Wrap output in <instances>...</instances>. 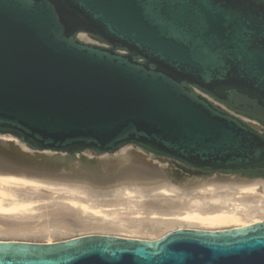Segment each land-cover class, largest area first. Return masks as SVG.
Segmentation results:
<instances>
[{"label":"water","instance_id":"1","mask_svg":"<svg viewBox=\"0 0 264 264\" xmlns=\"http://www.w3.org/2000/svg\"><path fill=\"white\" fill-rule=\"evenodd\" d=\"M210 99L264 118V0H0V133L68 156L10 141L0 169L95 182L83 166L101 163L75 154L126 144L188 175L264 168L262 126ZM116 158L114 179L138 174ZM0 264H264V219L156 239L0 240Z\"/></svg>","mask_w":264,"mask_h":264},{"label":"rangeland","instance_id":"2","mask_svg":"<svg viewBox=\"0 0 264 264\" xmlns=\"http://www.w3.org/2000/svg\"><path fill=\"white\" fill-rule=\"evenodd\" d=\"M77 37L88 43L106 46V44L97 43L89 34H77ZM207 98L209 97L207 96ZM212 102L215 103L217 106H219L221 109L227 110L237 116L242 117L247 122L251 121L247 117L229 109L226 105H224L219 101L212 100ZM251 122H253V120ZM259 129L262 133H264V127H259ZM10 141L19 145L23 149V151L30 154H42L48 157H54V156L68 157L66 156V152L53 151L49 149H45L41 151L33 150L27 147L26 145L20 143L12 135L0 133L1 146L7 148L6 144ZM123 154L129 157V160H127L125 165L130 169V171H135V173L137 172L139 175H141L143 179H145L144 182H151L152 180L156 181L160 179V181L162 182L164 181L163 182L164 185L158 188L155 187L149 188L144 192L141 190H131L125 188L124 190L120 191V196L119 195H116L115 197L108 196V198L107 196H99V195H98L99 197L98 196L89 197L83 189L75 185L76 182L78 184L83 182L90 185L92 184L91 186H94V188L95 187L105 188L112 186V184L114 186L116 184H120L121 182L125 183V181L128 180L131 181L130 179H117V178L114 179L113 178L114 171L112 170L111 167L107 166V164L114 161L115 157L119 158V156ZM75 156L76 157L82 156L87 159H95L99 163H101L99 164V167L96 169L83 166V170H86L88 174H90V176L96 180L95 182H91L88 179L78 180L68 177H52V175L50 174L46 176L26 175L11 171L10 169H4V168L0 169L1 170L0 175H3L0 176V240L52 242V241H60V240L81 236V235H87V234H111L122 237H131V238H139V239H156L158 237H161L165 233L180 227L199 228V229H220V228L232 226L221 222H207V223L204 222L203 224L200 225L192 224V223L189 224L184 221H182L183 223H180L177 217V215L180 216V213H178L180 211L171 212V214L165 215L168 217L167 222L160 225L155 232H144V231L133 232L131 231L132 230L131 228L126 230L125 228L123 229L120 228L119 231H117L118 229L112 230L109 228H107V230L105 228L97 229L98 227L93 223V221H88L90 222L88 223L89 224L88 225L86 224L87 221H85L86 222L85 223L82 222L83 220H80L81 222L79 223L82 224L79 226V223L76 222L78 221V218L76 219L74 217H72V219L74 218L73 220L70 217V219L66 218L65 220L59 222V224L53 223V221H51L50 217L48 216L49 211L50 213H52L53 211H56L60 207H67V206L71 207V209L81 211L83 212V214H87L91 216L94 215V217L97 216L100 218L104 216V213L108 212V214H110L112 211H117L118 213L116 214H120L119 217L123 216V218L126 217L132 218V216H137L140 218L142 216L141 218L145 217L154 220L155 219L162 220L161 216L154 215L155 213L154 211L153 213H142L143 210L139 208L137 202L139 201L141 203V201L144 202L145 200H147L146 202H149L151 200H156L162 203L164 202L183 203L188 201L189 197L197 198L201 196L203 198H206L208 201L211 200L214 208L218 207L217 209L225 210L224 203L220 202L221 199L216 197L214 192H216L219 195V193L222 192V189L216 183L218 182L223 183L226 182V180L223 177L220 179L216 178L217 174L214 175L215 173H212L208 176L183 174L181 177L178 178L174 174V171L178 168L174 165L171 159L167 157L151 155L133 144L123 145L114 153L97 154L95 151L91 149H85L81 153H76ZM117 158L115 159V161L117 160ZM37 168L43 169L42 170L43 172H57L60 169L58 165L56 167L44 166ZM39 169H34V170L40 171ZM167 169L169 171V175L166 174L165 170ZM123 170L124 168H121L117 170L115 174L117 173L119 174ZM5 175H11L13 176V178H6ZM139 181L142 182L143 180L139 179ZM71 184L74 186H72ZM247 185H255V186L260 185L261 187L262 186L264 187V179L256 182L252 181ZM124 200L126 201L123 202ZM78 203H80L81 205ZM13 204L15 205V207L11 208L10 206L11 205L13 206ZM86 205L88 206L96 205L93 208L99 209V212H95L90 208H86L87 207ZM125 207L127 208L125 209ZM128 211L130 212L127 213ZM134 212L137 213L135 214ZM116 214H114L115 215L114 217H117ZM111 215H108L106 217L108 218ZM107 218H106V222L109 220ZM25 221L27 222L25 223ZM11 222H13V224ZM249 223L252 222L249 221ZM93 224L95 225L96 228L95 227L93 228L94 226ZM104 224L106 226L110 225L109 222L108 223L104 222Z\"/></svg>","mask_w":264,"mask_h":264},{"label":"bare ground","instance_id":"3","mask_svg":"<svg viewBox=\"0 0 264 264\" xmlns=\"http://www.w3.org/2000/svg\"><path fill=\"white\" fill-rule=\"evenodd\" d=\"M127 160H129V157L127 155L123 154V155L119 156V158H117L116 161L119 164H121V162H127ZM117 170H119V169H117ZM0 176H3V175H0ZM5 177L6 178H13V176H11V175H5ZM123 179H130L131 181L128 180V181H125V183L121 182L120 184H116L114 186L112 184V186L105 187V188L98 187L99 189L96 188V187L94 188V186H91L92 184L90 185V184L83 183V182H81L80 184H78L76 182L75 185H77V186H79V188L83 189L85 191V193L89 197H95V196L99 195V196H107V198H108V196H110V197L111 196L115 197L116 195L120 196V191L124 190L125 188L131 189V190H141V191L144 192V191H146L149 188H154V187L158 188V187H161V186L164 185L163 184L164 181L162 182V181H160V179H158L156 181L152 180L151 182H144L145 179H143V177L141 175H137V174L133 175V176H131L129 174V175L125 176ZM139 179L143 180V181L140 182ZM72 186H74V185H72ZM255 188H256L255 185H246L245 188H244V191L246 193L252 194V193L256 192ZM214 193H215L216 197L221 199L220 202L224 203L225 210L224 209H217L218 207L214 208L213 207V203L211 202V200L208 201L206 198H203V197L199 196L197 198L189 197L188 201L183 202V203H178V202H164V203H162V202H159V201H156V200H151L149 202H146L147 200H145L144 202L141 201V203L139 201L137 202L139 208H141L143 210L142 213H153V211H154L155 212L154 215L161 216L162 220H156V219L154 220V219H149V218H145V217L141 218L142 216L140 218L137 217V216H132V218H128V217L125 216L126 218H123V216L119 217L120 214H116V213H118L117 211H112L110 214H108V212L104 213L105 217L108 216V215H111V214L113 215V216L112 215L109 216L108 218L106 217L107 219L110 220V221L108 220L106 222V218L104 216H102V218H100V217H97V216L94 217V215L91 216V215L83 214V212L75 210V209H71V207H68V206L67 207H60L59 209H57L56 211H53L52 213H50V211H49V215L48 216L50 217L51 221H53V223H56V224L57 223L59 224V222L65 220L66 218L70 219V217H71V219H72V217H74L76 219L78 218V221H76L78 223L81 222L80 220H83L82 222L87 221V223L85 222L86 224L90 223L88 221H93V223L98 227L97 229L105 228L107 230V228H109V229H112V230L118 229L117 231H119L120 228H122V229L125 228V230L131 228L132 229L131 231H133V232H139V231L155 232L157 230V228H159L160 225H162L165 222H167V218L168 217L165 216V215H169V214H171V212H178V211H180V212H178V213H180V216L177 215L178 220H179L180 223H183L182 221H184V222H187L189 224L192 223V224H197V225L203 224L204 222H206V223L207 222H221V223H224V224H227V225H232V226H229V227H239V226H244V225L251 224V223H249V221H251L252 223H255V222H258V221H261V220L264 219V203L261 204V206L254 207V208H252L251 210H249L247 212L238 213V212H235L233 210L231 211V210L226 208V201H225V197L222 195V192H220L219 195L216 192H214ZM261 197L264 200V193H263V195ZM101 198H103V197H101ZM116 199H118V198H116ZM125 201L126 200H124L123 202H125ZM80 203H78V204H80ZM8 205H10V204H8ZM92 205H89V206L86 205L87 206L86 208H90V209L94 210L95 212H99V209L93 208L96 205H94V206H92ZM16 206H17V204H16ZM61 206H63V205H61ZM10 207L13 208V207H15V205L13 204V206L11 205ZM126 208L127 207H125V209ZM135 211H138V210H135ZM181 211H183V212H181ZM129 212L130 211H128L127 213H129ZM134 213L136 214L137 212H134ZM114 214H116L117 217H114L115 216ZM12 217H13V215H12ZM50 219H48V220H50ZM7 220H5V221H7ZM26 222L27 221H25V223ZM104 222L105 223L109 222L110 225L106 226L104 224ZM11 223L13 224V222H11ZM81 224L79 223V226ZM212 224H214V223H212ZM62 225H63V223H62ZM95 225L93 226V228L95 227ZM14 226H15V224H14ZM82 226H84V225H82Z\"/></svg>","mask_w":264,"mask_h":264},{"label":"built area","instance_id":"4","mask_svg":"<svg viewBox=\"0 0 264 264\" xmlns=\"http://www.w3.org/2000/svg\"><path fill=\"white\" fill-rule=\"evenodd\" d=\"M216 174L217 177H214L218 179L223 177L226 180V182H218L216 184L222 189V195L225 197L227 209L241 213L247 212L254 207L261 206V204L264 203V200L261 197L264 193L263 186L256 185V192L249 194L244 191V186L247 185L248 182L237 180L232 175L224 176L219 175V173H215L214 175Z\"/></svg>","mask_w":264,"mask_h":264},{"label":"flooded vegetation","instance_id":"5","mask_svg":"<svg viewBox=\"0 0 264 264\" xmlns=\"http://www.w3.org/2000/svg\"><path fill=\"white\" fill-rule=\"evenodd\" d=\"M92 37H94L97 40L102 41L98 37H95V36H92ZM235 98L237 99V97H235ZM224 105H226L229 109L235 111L236 113H239V114L247 117L251 121L252 120L257 121L262 127H264V123L262 122V121H264V118L261 115L251 113L250 111L234 109L230 105H227V104H224ZM178 171L179 172L174 171V174L178 178L181 177L183 174H189V173L183 171L182 169H179ZM212 173H219V175H224V176L232 175V176H234L235 179L241 180L244 182H248V183H250L252 181L253 182L261 181L264 179V169H261V170L260 169H237V170L219 169V170H214V171H205V172L199 174L198 176H208Z\"/></svg>","mask_w":264,"mask_h":264},{"label":"trees","instance_id":"6","mask_svg":"<svg viewBox=\"0 0 264 264\" xmlns=\"http://www.w3.org/2000/svg\"><path fill=\"white\" fill-rule=\"evenodd\" d=\"M263 123H264V121H262ZM262 169H264V168H262ZM261 170V169H260Z\"/></svg>","mask_w":264,"mask_h":264}]
</instances>
